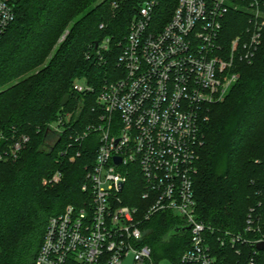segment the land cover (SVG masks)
Instances as JSON below:
<instances>
[{
	"label": "trees",
	"instance_id": "1",
	"mask_svg": "<svg viewBox=\"0 0 264 264\" xmlns=\"http://www.w3.org/2000/svg\"><path fill=\"white\" fill-rule=\"evenodd\" d=\"M144 1L10 0L15 19L0 41V154L22 134L29 141L18 157L0 159V264H34L50 217L89 199L90 190L83 185L96 158L98 135L92 133L81 142L70 137L89 121L101 83L122 71V43ZM176 4L161 0L159 23L170 20ZM241 5L249 3L241 0ZM250 18L246 9L229 11L221 36L225 47L236 35L247 33ZM106 38L110 46L101 59L97 50ZM236 68L238 80L223 99L203 107L199 121L197 216L214 229L206 236L215 264H250L252 257L255 264H264V249L254 255L249 242H220L226 231L247 239L264 236V30L253 61H237ZM76 80L92 84L95 93H76ZM66 94L70 98L62 106ZM82 98L83 109L71 129L56 137L50 124ZM56 172L62 173L59 182H45ZM137 178H130L124 194L127 204H142ZM249 214L256 220L251 231ZM184 226L185 221L170 211L145 221L143 242L151 246L156 263L191 264L182 260L190 247V231H175Z\"/></svg>",
	"mask_w": 264,
	"mask_h": 264
},
{
	"label": "built area",
	"instance_id": "2",
	"mask_svg": "<svg viewBox=\"0 0 264 264\" xmlns=\"http://www.w3.org/2000/svg\"><path fill=\"white\" fill-rule=\"evenodd\" d=\"M243 1L249 5H241V0H177L165 24L157 17L161 0L142 3L122 43V71L101 83L89 121L70 137L81 142L92 133L98 135L96 158L83 185L90 190L89 199L50 217L34 264H122L130 253L133 264H168L156 263L151 246L143 242L145 221L160 211L173 212L189 226L184 262L216 263L206 236L214 229L197 216L199 121L203 107L223 99L240 77L237 61L251 63L261 45L264 0ZM14 7L0 0V41L15 19ZM231 9L248 10L251 26L225 47L221 36ZM109 46L110 38L104 39L97 53L101 56ZM73 89L81 95L96 90L82 80H76ZM83 99L50 124L56 137L71 129ZM28 141L22 134L0 159L18 157ZM61 176L56 172L45 182H59ZM134 176L140 178L142 204L125 202ZM247 224L248 231L255 230L252 214ZM241 241L251 243L255 255L264 238L247 239L228 231L220 237L222 245ZM250 264H255L254 257Z\"/></svg>",
	"mask_w": 264,
	"mask_h": 264
},
{
	"label": "water",
	"instance_id": "3",
	"mask_svg": "<svg viewBox=\"0 0 264 264\" xmlns=\"http://www.w3.org/2000/svg\"><path fill=\"white\" fill-rule=\"evenodd\" d=\"M69 98H70V95H69V94H66V95L63 97L62 101H61V105H62V106H65V105L68 103ZM116 161H117V162H120L121 159L118 157V158H116ZM188 229H189V226L177 227V228L175 229V231H176V232H179V231H184V230H188ZM257 248H258L259 250H263V249H264V241L258 243ZM133 262H134V255H133V253H130V254L126 257V259L123 261L122 264H133Z\"/></svg>",
	"mask_w": 264,
	"mask_h": 264
},
{
	"label": "rangeland",
	"instance_id": "4",
	"mask_svg": "<svg viewBox=\"0 0 264 264\" xmlns=\"http://www.w3.org/2000/svg\"><path fill=\"white\" fill-rule=\"evenodd\" d=\"M8 1H10V0H8ZM67 33H68V29L65 30V31H64V32H63V33L57 38L56 43H55V45H54V48H56V47L58 46V44H60V43L65 39ZM261 237L264 238V236H261Z\"/></svg>",
	"mask_w": 264,
	"mask_h": 264
}]
</instances>
